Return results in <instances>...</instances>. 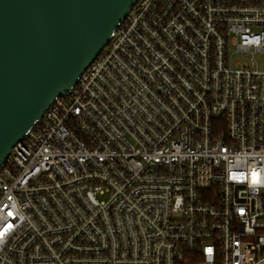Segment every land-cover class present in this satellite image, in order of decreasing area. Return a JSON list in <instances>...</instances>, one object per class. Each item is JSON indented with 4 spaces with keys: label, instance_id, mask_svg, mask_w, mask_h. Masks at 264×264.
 I'll list each match as a JSON object with an SVG mask.
<instances>
[{
    "label": "built area",
    "instance_id": "obj_1",
    "mask_svg": "<svg viewBox=\"0 0 264 264\" xmlns=\"http://www.w3.org/2000/svg\"><path fill=\"white\" fill-rule=\"evenodd\" d=\"M264 0H136L0 167V264H264Z\"/></svg>",
    "mask_w": 264,
    "mask_h": 264
},
{
    "label": "water",
    "instance_id": "obj_2",
    "mask_svg": "<svg viewBox=\"0 0 264 264\" xmlns=\"http://www.w3.org/2000/svg\"><path fill=\"white\" fill-rule=\"evenodd\" d=\"M136 0H0V167Z\"/></svg>",
    "mask_w": 264,
    "mask_h": 264
},
{
    "label": "rangeland",
    "instance_id": "obj_3",
    "mask_svg": "<svg viewBox=\"0 0 264 264\" xmlns=\"http://www.w3.org/2000/svg\"><path fill=\"white\" fill-rule=\"evenodd\" d=\"M230 53L232 55V66L236 65L237 63H249L250 65H253V62H255L260 70H264V54L262 53H254L253 60L251 55L247 53L236 52L234 48L230 49Z\"/></svg>",
    "mask_w": 264,
    "mask_h": 264
}]
</instances>
